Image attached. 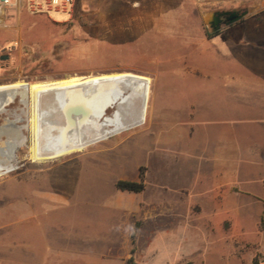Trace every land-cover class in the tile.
Listing matches in <instances>:
<instances>
[{"label":"rangeland","instance_id":"rangeland-1","mask_svg":"<svg viewBox=\"0 0 264 264\" xmlns=\"http://www.w3.org/2000/svg\"><path fill=\"white\" fill-rule=\"evenodd\" d=\"M219 9L248 11L234 36L214 38ZM52 18L58 22L22 6L6 10L0 85L133 72L155 78L148 124L48 164L31 160L28 128V144L0 179V264L253 257L264 236V68L256 63L264 60V0H78L71 18ZM202 76L213 85L198 83ZM242 77L251 93L230 91ZM24 109L16 101L0 125ZM184 122L197 126L189 139L174 132ZM220 147L233 148V160L213 164ZM142 176V194L118 190L119 181ZM218 205L252 209L232 227Z\"/></svg>","mask_w":264,"mask_h":264},{"label":"bare ground","instance_id":"bare-ground-1","mask_svg":"<svg viewBox=\"0 0 264 264\" xmlns=\"http://www.w3.org/2000/svg\"><path fill=\"white\" fill-rule=\"evenodd\" d=\"M152 83V78L133 72H115L0 85V116L8 115L18 100L25 108L0 125V179L10 174L17 149L28 144V128L31 160L48 164L146 126ZM29 108L30 125L22 126ZM110 109L115 112L108 118Z\"/></svg>","mask_w":264,"mask_h":264},{"label":"crops","instance_id":"crops-1","mask_svg":"<svg viewBox=\"0 0 264 264\" xmlns=\"http://www.w3.org/2000/svg\"><path fill=\"white\" fill-rule=\"evenodd\" d=\"M223 41V40H222ZM216 44L215 45H219V43H217L218 41H215ZM225 42V41H223ZM213 45V46H215ZM260 67L264 68V60L260 61L259 63L256 62ZM155 79V78H154ZM153 79V81H154ZM259 80V88H260V95L259 98L261 101H264V71L261 73ZM211 81V78L208 76H202V79H198V83L200 84H210L211 86L213 85ZM155 82V81H154ZM237 85L233 86L230 88V91H232L233 93L235 91H242L244 94L246 93V91L248 90V94L251 93L250 92V79L245 80L244 77H242L241 79H239L236 82ZM248 87V88H247ZM215 89V88H214ZM247 89V90H246ZM211 91L213 90V87L210 89ZM216 90V89H215ZM188 123V120H187ZM186 123H180L178 125H176L177 130L174 131L175 135L179 134L182 137L189 139L191 138V134L194 131V127H197L196 125H185ZM190 124V123H189ZM185 127V128H182ZM188 127H192L191 130L188 129ZM182 129V130H181ZM173 138V136H170ZM232 138V137H231ZM233 139V138H232ZM234 150L233 148H231V150H229V148H218L217 151H215V153L212 156H209L208 159H211V161L213 162V164H220L222 163L224 160H228V158L230 156H232V160H233V155H234ZM260 200L264 201V192L263 195L260 196ZM214 211H221V212H227L226 216H224L226 218L224 224H230V226L232 227H240V220H241V216H240V212H245V211H251L252 207L250 205H247L246 207H241L239 208H235L233 206H228L227 209H224L223 206H214ZM246 208V209H245ZM236 217L237 218V222L238 224H235V221L233 220V218ZM232 243H234V239L232 240ZM236 254H234V252L230 255H226L222 252L217 253L216 255H214L213 258H215V262L212 261L211 263H208V260L210 259L207 255H203L202 257H200V259L204 260L205 264H253L254 260L258 257H263L264 258V236H262L260 238V242L257 245V250H256V254L253 255V257H249L246 259L241 260L240 257H236ZM211 257V258H212ZM260 259L258 264H264V259Z\"/></svg>","mask_w":264,"mask_h":264},{"label":"built area","instance_id":"built-area-1","mask_svg":"<svg viewBox=\"0 0 264 264\" xmlns=\"http://www.w3.org/2000/svg\"><path fill=\"white\" fill-rule=\"evenodd\" d=\"M78 0H0V25L3 23L6 10L11 7L22 6L31 16L44 15L50 20L53 15H65L69 18L75 12Z\"/></svg>","mask_w":264,"mask_h":264},{"label":"flooded vegetation","instance_id":"flooded-vegetation-1","mask_svg":"<svg viewBox=\"0 0 264 264\" xmlns=\"http://www.w3.org/2000/svg\"><path fill=\"white\" fill-rule=\"evenodd\" d=\"M234 13L238 14L237 16H242L245 14L244 18L239 20L238 22H235L233 24H230L232 19L234 18ZM215 19L211 22V27L213 31L214 38H218L222 36L225 32H228L231 37L235 35L237 32V26L242 25L246 19L248 18V11L243 9H219L214 12ZM218 24L220 26V30L217 32H214L213 25L212 24ZM217 27V26H215Z\"/></svg>","mask_w":264,"mask_h":264},{"label":"trees","instance_id":"trees-1","mask_svg":"<svg viewBox=\"0 0 264 264\" xmlns=\"http://www.w3.org/2000/svg\"><path fill=\"white\" fill-rule=\"evenodd\" d=\"M118 190L122 192H129L134 194H142L146 190V185L144 183L143 176L141 177V182H128V181H119L117 183ZM264 203V201H263ZM264 259V258H263ZM259 259L256 258L253 264H258Z\"/></svg>","mask_w":264,"mask_h":264},{"label":"water","instance_id":"water-1","mask_svg":"<svg viewBox=\"0 0 264 264\" xmlns=\"http://www.w3.org/2000/svg\"><path fill=\"white\" fill-rule=\"evenodd\" d=\"M2 1H4V0H2ZM233 15H234V18L232 19L230 24L238 22L239 20H241L245 16V14L242 16H237L238 14H236V13H234ZM213 19H215V15L213 16ZM212 25H213L214 32H217L220 30V26L217 23L216 24L213 23ZM215 26H217V27H215ZM1 59H2V61H6V60H8V57H2Z\"/></svg>","mask_w":264,"mask_h":264}]
</instances>
